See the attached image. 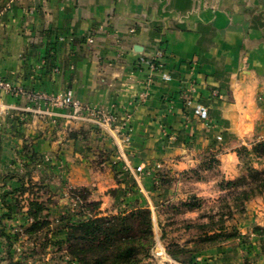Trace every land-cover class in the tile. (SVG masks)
Instances as JSON below:
<instances>
[{"label": "crops", "instance_id": "crops-1", "mask_svg": "<svg viewBox=\"0 0 264 264\" xmlns=\"http://www.w3.org/2000/svg\"><path fill=\"white\" fill-rule=\"evenodd\" d=\"M159 51L152 70L147 62ZM0 78L47 95L72 91L116 117L105 129L72 120L62 107L0 94V222L1 196L18 190L31 171L46 200L57 201L48 204L52 216L64 213L71 188H84L102 215L149 207L158 226L170 201L221 194L216 180L186 182L184 173L212 155L232 180L236 149L264 136V0H13L0 14ZM188 99L208 108L207 121ZM138 166L145 168L139 180L130 171ZM159 174L174 187L155 189ZM252 215L246 231L264 224ZM3 222L6 234L30 223L23 213ZM26 244L14 243L13 263L42 264ZM254 244L249 261L264 264ZM7 246L0 235V264H9ZM243 258L238 245L196 260Z\"/></svg>", "mask_w": 264, "mask_h": 264}, {"label": "trees", "instance_id": "trees-1", "mask_svg": "<svg viewBox=\"0 0 264 264\" xmlns=\"http://www.w3.org/2000/svg\"><path fill=\"white\" fill-rule=\"evenodd\" d=\"M12 2L13 0H0V14ZM156 66H159L158 62ZM25 155H28L26 151ZM237 155L247 174L233 181H223L221 188L227 192L223 202H228L230 198L234 204L233 207L243 212L246 203L264 195V171H258L253 167L254 163L264 165V140L255 143L250 149L241 148ZM214 164H216V160L211 158L201 167L210 170ZM188 173L196 175L199 180L202 179H200L198 171L192 170ZM185 174L187 175V173ZM158 178L157 190L170 183V180L163 175ZM44 190L43 184L35 181L33 172L29 171L21 179V186L18 190L3 193L1 196L6 211L0 222V235L7 240L6 260L9 264H14L11 251L17 240L25 237L29 241H35L41 238L40 236L47 235L50 230V213L46 205L48 201H51L43 199ZM26 194L28 197H25ZM15 195L16 197L13 199ZM70 196L72 199L78 198V204L81 207V214H79L81 220L76 219V215H73L68 209V217L61 218V222L63 223L65 220L66 223L57 227L54 232L52 231L51 238L46 236V243L43 246L44 248L53 246L57 253L65 252L69 262L63 264H143L145 259L150 256L155 244V220L149 207L103 216L99 211L100 203L91 200L89 190L73 189ZM180 207L186 212L201 208L199 199L194 196L181 203ZM233 207L228 203V209L231 212L229 215H222L226 218L232 217ZM15 213H23L30 223L20 227L21 233L12 231V233L6 234L4 231L7 229V225L3 221H11ZM192 224H188L187 227H192ZM199 227L203 229L200 240L192 246L173 244L167 250L169 257L180 260L179 258L182 256H190V259L185 262L197 264L196 258L199 254L215 249L238 235L234 229L230 233L223 224L217 226L211 223L209 227L205 225ZM262 231L264 232L260 228L256 230L257 233ZM35 252L33 250L32 254L38 255Z\"/></svg>", "mask_w": 264, "mask_h": 264}, {"label": "rangeland", "instance_id": "rangeland-1", "mask_svg": "<svg viewBox=\"0 0 264 264\" xmlns=\"http://www.w3.org/2000/svg\"><path fill=\"white\" fill-rule=\"evenodd\" d=\"M75 121H81V120H75ZM262 140H264V136L259 139H256L250 144L248 143L246 145L245 144L240 145L236 149V154L241 148L246 147L250 149L255 143L260 142ZM207 158H208L207 160L211 158L216 160V164H214L212 169L206 170L204 167H201L203 163L207 162L203 160V162H201V164L197 168H195L193 171L199 172V177L200 179L202 178L201 180H206L210 178L216 180L217 182L215 186L218 188L221 194L218 196L216 195L215 197H197L195 195H192L199 199V203L201 206V208L198 210L189 211V212L194 213L192 215L191 214L188 215L189 212H186L185 209L180 207L181 203L188 201L191 196H189L187 199H184L183 201L182 200L178 202L170 201L169 203H167V205H164L165 209H163L162 214H161L163 216V222L162 223L158 222V226H157V222H155V225H154L155 244L150 252V256L145 259L143 264H163L164 263L163 258H166L168 260L170 259L171 261H173L170 264H187V262L185 261H188L190 259V256L180 257L179 259L181 261L177 259H173L169 257V255L167 254L168 248L171 247L173 244L189 245V246L194 245L195 242L200 240V236L203 234V229H201V227L199 226L205 225L209 227L211 223H214L217 226H220L221 224H223L224 228L225 229L227 228L230 233L234 229L237 231V234H238L235 238L231 239L230 241H225L223 244H221L215 249H220L226 246H238L239 245L240 249L242 250L243 257L247 258V259L243 258V264H251V262L249 261L250 258L247 255L250 252V248H251L250 245L252 243L253 244L255 243L254 245L261 249V254H264V232L263 231L261 233L256 232L258 228L264 230V224L260 223L258 224V226L254 227L253 229L250 228L249 229L250 231L244 230V226L247 225L249 222L248 217H250V215L253 216L252 214H256L258 217L260 215L261 217H264V195L256 197L252 199L251 201H249L248 203H246V206L243 212L233 207L234 204L230 198L228 202L226 203L223 202L224 201L223 198L227 196V192L222 190L221 183L223 181L236 180L239 177L246 175L247 171L244 168V166L240 163L238 155H237V160H238L237 170H239L238 176H236L232 180L231 179L227 180L225 178V175L222 173L220 169V162L212 155L207 156ZM253 167L257 169L258 171H264V165L254 163ZM186 173L187 175L185 173H184L185 175L181 174V177L184 175V179H187L186 182H190L188 180H192V182H197V180L200 181L196 175H193L188 172ZM158 176H161V175L159 174ZM158 176L154 178L155 189L159 182ZM175 178L178 181V178L177 177ZM184 179L182 180V182H184ZM168 180H170V183L166 184L162 189H172L174 187L175 183L173 179L172 180L168 179ZM192 187L188 185L187 188L185 189H191ZM73 189L74 188H71L69 193L65 197V199H67L68 202H67V206H65V202H64L63 206L66 207L64 208L65 209L64 213L62 214L61 212H57V214L53 216L50 214L49 221L51 223V227L49 231L47 230L48 231L47 235L40 236L41 238L35 241H29L27 238L22 237V239H25V242L27 243L25 245V251L26 252L29 251L32 253V251L35 250L36 251L35 253H38V255L32 258L36 257L37 260L41 261L42 264H63V263L69 262V258L65 256L64 254L65 252L57 253L53 246H46V248H44L43 246L46 243V236L48 238H51L53 236V232L57 228V227H53V225L56 226L57 224H59L61 222V218L68 217L69 215L68 209L71 211V213H73V215L74 214L76 215L75 217L76 219L81 220V218H79V214H81V207L78 204V200H77L78 198L72 199L70 196L71 190ZM162 189H158V190L160 191ZM44 195L45 196L43 199L46 201L45 192H44ZM48 200H50L51 202H49ZM47 201H48L46 205L47 208H48V204L57 202L56 200H53L52 198L47 199ZM228 203L233 207L232 217L230 218L228 217L226 218V216L225 217L223 216L226 214L229 215L231 212L228 209ZM103 216H107V215H103ZM65 223L66 221L64 220L62 225H64ZM190 223H193L192 224L193 226L188 228L187 225ZM12 231L13 233H18L21 230H20V227H16L15 229H12Z\"/></svg>", "mask_w": 264, "mask_h": 264}, {"label": "built area", "instance_id": "built-area-1", "mask_svg": "<svg viewBox=\"0 0 264 264\" xmlns=\"http://www.w3.org/2000/svg\"><path fill=\"white\" fill-rule=\"evenodd\" d=\"M163 57L161 51L157 52L152 60H149L147 64L152 70H157L156 63L160 62ZM165 80L169 81L171 78L169 75L163 76ZM0 94L11 96V97H24L27 101L34 104L45 102L51 106L62 107L70 111L69 117L74 120H81L90 122L96 126L110 129L111 126L116 122L115 115L107 110L97 109L82 103L76 99L71 91H67L64 94H52L47 95L44 93L29 91L23 87L16 86L12 82L0 78ZM188 105H193L194 114L202 121L209 119L208 108L201 103H192L189 99L187 100ZM1 109V101H0ZM125 141H129V134L125 136ZM132 174L136 179H140L144 173L145 168L142 166L130 168Z\"/></svg>", "mask_w": 264, "mask_h": 264}]
</instances>
